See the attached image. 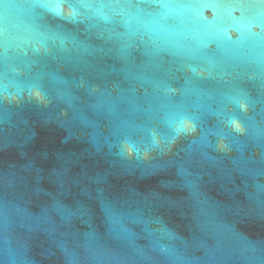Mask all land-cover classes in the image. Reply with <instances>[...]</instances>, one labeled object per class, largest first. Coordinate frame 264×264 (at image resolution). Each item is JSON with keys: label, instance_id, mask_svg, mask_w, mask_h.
<instances>
[{"label": "water", "instance_id": "95a60500", "mask_svg": "<svg viewBox=\"0 0 264 264\" xmlns=\"http://www.w3.org/2000/svg\"><path fill=\"white\" fill-rule=\"evenodd\" d=\"M4 3L0 264H264V4Z\"/></svg>", "mask_w": 264, "mask_h": 264}, {"label": "snow or ice", "instance_id": "6c2138e0", "mask_svg": "<svg viewBox=\"0 0 264 264\" xmlns=\"http://www.w3.org/2000/svg\"><path fill=\"white\" fill-rule=\"evenodd\" d=\"M145 2H149V0H145ZM259 2H260V4H264V0H259ZM0 3H3L5 8H9V7L12 6L11 4L4 3V0H0ZM136 6L139 7V4H137ZM251 6L255 7V4H253ZM73 7H74V5H73ZM239 106L241 108H243V104H240ZM232 125L234 126V129H235L236 133H242V132L245 131V129L242 127V124L237 123L235 120L232 121ZM181 130H185L186 131V129H183V128ZM217 147H222V146L218 145Z\"/></svg>", "mask_w": 264, "mask_h": 264}, {"label": "clouds", "instance_id": "9594fccd", "mask_svg": "<svg viewBox=\"0 0 264 264\" xmlns=\"http://www.w3.org/2000/svg\"><path fill=\"white\" fill-rule=\"evenodd\" d=\"M244 128V126H242ZM229 148V145H222V147H219L220 150L226 151ZM148 160L153 159L151 156L147 157Z\"/></svg>", "mask_w": 264, "mask_h": 264}]
</instances>
